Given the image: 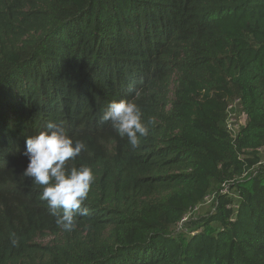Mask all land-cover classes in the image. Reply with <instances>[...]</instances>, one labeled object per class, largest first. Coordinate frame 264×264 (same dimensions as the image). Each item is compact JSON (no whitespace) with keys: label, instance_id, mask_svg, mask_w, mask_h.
Segmentation results:
<instances>
[{"label":"trees","instance_id":"trees-1","mask_svg":"<svg viewBox=\"0 0 264 264\" xmlns=\"http://www.w3.org/2000/svg\"><path fill=\"white\" fill-rule=\"evenodd\" d=\"M122 99L136 149L101 121ZM49 122L95 173L71 231L23 175ZM0 264H264V0H0Z\"/></svg>","mask_w":264,"mask_h":264},{"label":"clouds","instance_id":"clouds-1","mask_svg":"<svg viewBox=\"0 0 264 264\" xmlns=\"http://www.w3.org/2000/svg\"><path fill=\"white\" fill-rule=\"evenodd\" d=\"M101 121L110 122L121 137H127L133 149L139 147L141 138L147 137L150 126L155 124L154 119L145 122L139 106L127 99L111 102ZM85 149L86 144L74 141L62 122H49L44 131L26 139L25 155L29 163L23 175L42 187L40 200L47 202L57 225L66 231L74 228L77 215L90 213L84 203L95 181V173L86 165L68 167V162ZM10 242L13 246L19 244L15 233L10 234Z\"/></svg>","mask_w":264,"mask_h":264},{"label":"built area","instance_id":"built-area-1","mask_svg":"<svg viewBox=\"0 0 264 264\" xmlns=\"http://www.w3.org/2000/svg\"><path fill=\"white\" fill-rule=\"evenodd\" d=\"M238 103L239 99H236L228 105V110L230 111L227 118L228 130L233 136H235V138L240 130V125L244 124L247 119V116L244 113L239 114L236 110ZM259 163L263 164L262 161H259Z\"/></svg>","mask_w":264,"mask_h":264},{"label":"rangeland","instance_id":"rangeland-1","mask_svg":"<svg viewBox=\"0 0 264 264\" xmlns=\"http://www.w3.org/2000/svg\"><path fill=\"white\" fill-rule=\"evenodd\" d=\"M259 160H260V158H259ZM259 160L253 165L254 170L257 169V164H258ZM231 195L234 196L233 198H237L234 191H231ZM211 204H212V202H210V201L203 202V203L199 204L197 206V209L195 211H193L191 214H189V216L191 215V217L197 218L198 216H201V215L202 216L208 215L209 213L212 212ZM178 230H179V232L180 231L189 232V233L191 232L190 229H187V227L185 225H182V224L179 226ZM194 232H196V231H192L191 234H193Z\"/></svg>","mask_w":264,"mask_h":264}]
</instances>
